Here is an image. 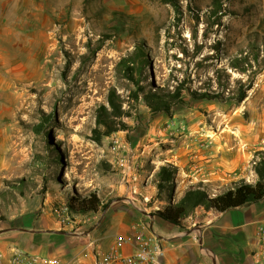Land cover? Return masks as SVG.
Returning a JSON list of instances; mask_svg holds the SVG:
<instances>
[{"label":"rangeland","instance_id":"1","mask_svg":"<svg viewBox=\"0 0 264 264\" xmlns=\"http://www.w3.org/2000/svg\"><path fill=\"white\" fill-rule=\"evenodd\" d=\"M176 7L162 0H0V227L30 211L54 216L44 202L56 207L69 194L91 191L106 207L118 200L131 206L130 198L155 214L168 205L166 193L179 199L177 181L159 191L154 173L165 164L176 166L180 179L187 170L202 172L229 189L256 181L254 166L264 157V0H177ZM103 36L110 38L93 56ZM138 43L151 65L136 100L137 86L119 78L116 65ZM241 53L247 73L232 67ZM180 83L183 101L170 115L150 109L145 93ZM111 89L125 114L118 131L97 141L98 109L109 106ZM49 115L46 137L35 125ZM222 148L252 154L224 170L230 156L222 159ZM120 159L136 162L138 193L152 197L147 207ZM104 211L89 216L95 221ZM195 219L202 217L187 224Z\"/></svg>","mask_w":264,"mask_h":264},{"label":"crops","instance_id":"2","mask_svg":"<svg viewBox=\"0 0 264 264\" xmlns=\"http://www.w3.org/2000/svg\"><path fill=\"white\" fill-rule=\"evenodd\" d=\"M241 151L239 148L238 151L227 152L222 148L218 153L222 159L230 156L228 162L222 163L224 170L239 167L244 156L252 154L248 149ZM128 163L131 165L128 173H134L136 162ZM196 166L205 169V164ZM184 173L186 177H176L174 184L175 187L176 181L179 183L176 186L180 188L179 199L189 186L200 182L204 183L211 197L213 192L215 195L229 189L217 176L203 175L202 172L193 174L188 170ZM125 201L132 207L114 202L105 207L98 220L94 221L96 216L89 214H74L73 223L65 226L59 223L55 207L44 202L42 209L54 216L45 213L36 216L30 211L10 218L0 227V250L9 253L11 248L20 247L36 256L58 258L61 264H97L96 251L109 250L117 236H133L140 228L156 234L163 244L166 250L163 264H255L256 254L264 249L258 234L260 224H264V199L223 213L200 207L194 216L202 219H195L188 225V217L182 226L169 223L156 214L143 213L137 202L130 198ZM121 252L132 253L133 245H124Z\"/></svg>","mask_w":264,"mask_h":264},{"label":"trees","instance_id":"3","mask_svg":"<svg viewBox=\"0 0 264 264\" xmlns=\"http://www.w3.org/2000/svg\"><path fill=\"white\" fill-rule=\"evenodd\" d=\"M165 3H171L177 6V0H162ZM220 7V6H219ZM177 10L179 8L176 7ZM97 47L92 51L94 56L98 52L106 39L110 36H103ZM258 59L259 55L255 54ZM232 67L242 73H247L249 68L242 66L245 63H250L248 58L243 53L240 56H235L232 61ZM151 65L149 54L146 52L145 45L138 43L135 49L127 56L122 57L116 65V73L119 78L126 79L137 86V90L132 93V98L138 100L140 92L145 89L141 86V75L147 66ZM242 67V68H240ZM184 85L180 83L175 90L168 89L166 91L150 90L144 94V99L147 105L153 112H162L167 115L172 113V108L181 103L182 92ZM251 86L241 88L239 95L236 97L237 102H241L247 96V90ZM195 97L210 98L209 93L194 92ZM109 106L102 104L97 113L96 122L97 141L101 140L103 135H110L118 131L117 119L121 118L125 111L123 109V100L115 89H111L108 94ZM51 115L43 118L42 122L35 125V131L38 134H45L47 137V126L51 122ZM57 159H61L60 155ZM257 174L255 182H247L242 179L232 185V188L217 193L214 196H209L206 186L203 182L196 186H189L184 195L176 202L170 200V194L166 193L165 198H168V205L163 210H158L155 214L161 219L174 225L182 226L183 221L194 215L197 208L203 207L207 210L223 213L228 210L242 207L244 205L257 203L264 199V157L257 161L254 166ZM177 174L176 166L165 164L156 172V182L161 192L163 188H169L175 184ZM66 204L73 214H91L98 213L101 208L106 207L97 191H91L87 195L72 194L67 196Z\"/></svg>","mask_w":264,"mask_h":264},{"label":"built area","instance_id":"4","mask_svg":"<svg viewBox=\"0 0 264 264\" xmlns=\"http://www.w3.org/2000/svg\"><path fill=\"white\" fill-rule=\"evenodd\" d=\"M119 140H116L118 143ZM125 159H120V165L131 169ZM124 162V163H122ZM126 164V165H125ZM141 172L127 173V181L130 184V189L134 194L138 193V183L141 179ZM144 205L151 201L152 197L143 195ZM58 216V221L62 226L73 223V213L66 204L58 205L54 209ZM258 234L264 244V224H260ZM126 244L133 245V252L130 254H123L122 248ZM166 250L159 238L153 232H147L140 228L131 236H117L112 247L105 252H95L97 257V264H163ZM264 249L256 254L255 264H264ZM263 262V263H262ZM0 264H61L58 258H43L30 254L23 248L13 247L11 251L4 252L0 250Z\"/></svg>","mask_w":264,"mask_h":264}]
</instances>
